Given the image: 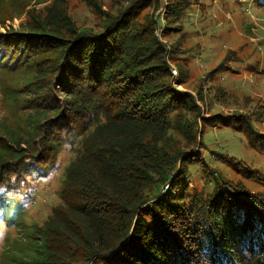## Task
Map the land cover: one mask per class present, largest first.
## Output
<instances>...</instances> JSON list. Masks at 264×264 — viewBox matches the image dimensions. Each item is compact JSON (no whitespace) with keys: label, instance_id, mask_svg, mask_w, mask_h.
I'll return each mask as SVG.
<instances>
[{"label":"trees","instance_id":"1","mask_svg":"<svg viewBox=\"0 0 264 264\" xmlns=\"http://www.w3.org/2000/svg\"><path fill=\"white\" fill-rule=\"evenodd\" d=\"M206 2L215 19L245 11L241 0H166L164 15L159 0H0V196L21 195L29 174L61 178L0 264H264V172L211 152L262 186L250 189L203 156L204 133L224 120L264 153V103L222 80L240 73L232 63L264 75V52L248 26L198 77L187 17Z\"/></svg>","mask_w":264,"mask_h":264},{"label":"rangeland","instance_id":"2","mask_svg":"<svg viewBox=\"0 0 264 264\" xmlns=\"http://www.w3.org/2000/svg\"><path fill=\"white\" fill-rule=\"evenodd\" d=\"M241 1H243L242 6L245 11L236 10L234 14L227 13L225 16L227 21L219 18L215 19L218 16L217 12L221 13L217 3L209 6V2H206V12L204 14H199L195 7L189 10L187 17L190 22L189 26L192 31H197L196 34L192 35V42L194 44L199 42L201 45V48L194 49L192 52L198 77L202 76L212 64L218 62L224 49L236 48L242 43L243 39L240 36L244 34V30L248 26H250V41L252 45L259 47L263 55L264 46L259 43L264 41V6L260 7L257 4L259 1L264 0ZM165 5L166 0H164V6L160 8V12L163 15ZM18 22L19 20L14 18L13 27H17ZM0 32H3L1 27ZM232 67L239 69L240 73L223 75V82L230 89L237 90L239 93L249 94L264 103V75L244 71V64L232 63ZM171 69L176 71L175 74L171 72L172 86L177 89H184L183 85L176 83L179 77L177 67L170 63V71ZM188 83L194 85L195 82L190 81ZM198 104L202 106V104ZM1 114L2 111L0 110V116ZM257 126L264 131V121ZM203 142L206 146L203 156H205V161L210 171L213 167H218L231 180H241L250 189H262L259 183L245 177L244 173L230 160H220L218 157L211 156V152L233 155L252 168H258L264 172V153L256 149H247L239 135L226 126L225 120L218 123L217 128L207 129L203 136ZM73 156L72 150H68L63 154L61 164L63 168ZM59 177V172H56L55 177H40L39 175L29 174L30 187L22 189L20 191L21 195L15 196L17 198H13L12 201L5 198V196H0L1 211L11 213L13 210L19 211L22 207L26 209L21 220L10 221L5 215L0 216V260L4 261L5 257H9L15 261L18 256V248L28 243L30 238L22 221L25 220L30 223L32 220L39 221L45 217L49 211V204L56 199L54 188L61 181ZM192 178L200 181L201 175L193 170ZM176 180L180 181L181 185L188 183L185 175L179 176ZM164 191H167L171 196L174 195L170 190H166V187H164ZM15 203L18 204L15 205ZM45 203L47 204L44 205Z\"/></svg>","mask_w":264,"mask_h":264},{"label":"water","instance_id":"3","mask_svg":"<svg viewBox=\"0 0 264 264\" xmlns=\"http://www.w3.org/2000/svg\"><path fill=\"white\" fill-rule=\"evenodd\" d=\"M160 2V6L163 7L164 6V0H159ZM172 175H169V179L171 178Z\"/></svg>","mask_w":264,"mask_h":264},{"label":"built area","instance_id":"4","mask_svg":"<svg viewBox=\"0 0 264 264\" xmlns=\"http://www.w3.org/2000/svg\"><path fill=\"white\" fill-rule=\"evenodd\" d=\"M171 72H173L174 74L176 73V71L175 70L172 71V69H171ZM166 190H167V188H166Z\"/></svg>","mask_w":264,"mask_h":264}]
</instances>
